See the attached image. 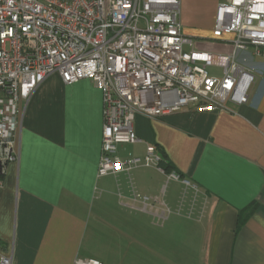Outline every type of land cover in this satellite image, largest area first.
Wrapping results in <instances>:
<instances>
[{"label": "crops", "instance_id": "obj_1", "mask_svg": "<svg viewBox=\"0 0 264 264\" xmlns=\"http://www.w3.org/2000/svg\"><path fill=\"white\" fill-rule=\"evenodd\" d=\"M225 1L182 0L195 50L232 54V35L213 38ZM232 109L137 115L141 142L118 156L153 146L166 163L99 177L102 94L89 80L48 77L20 103L19 161L0 185V264H264V75Z\"/></svg>", "mask_w": 264, "mask_h": 264}, {"label": "built area", "instance_id": "obj_2", "mask_svg": "<svg viewBox=\"0 0 264 264\" xmlns=\"http://www.w3.org/2000/svg\"><path fill=\"white\" fill-rule=\"evenodd\" d=\"M181 2L0 0V185L8 166L19 161L20 103L54 74L66 85L89 80L102 94L99 177L160 164L153 146L144 158L118 156L119 147L141 142L137 115L233 112L249 103L264 62L248 68L237 58L242 53L264 60V0H226L218 6L213 38L232 35L230 55L192 48L180 21ZM169 176L180 179L174 172ZM10 262L3 258L1 264Z\"/></svg>", "mask_w": 264, "mask_h": 264}, {"label": "rangeland", "instance_id": "obj_3", "mask_svg": "<svg viewBox=\"0 0 264 264\" xmlns=\"http://www.w3.org/2000/svg\"><path fill=\"white\" fill-rule=\"evenodd\" d=\"M198 42H199V41H195V43H196V44H195V48H198V47H209V45H210V44L203 43V42H202L201 45H198ZM210 70H211V72H213L214 74H218V73H219V70L216 69V68H211Z\"/></svg>", "mask_w": 264, "mask_h": 264}, {"label": "trees", "instance_id": "obj_4", "mask_svg": "<svg viewBox=\"0 0 264 264\" xmlns=\"http://www.w3.org/2000/svg\"><path fill=\"white\" fill-rule=\"evenodd\" d=\"M166 163V161H165V159H162L161 158V162H160V165H163V164H165ZM164 170L166 171V172H168L169 171V168H167V167H164ZM170 172V171H169ZM172 173V172H171ZM170 173V174H171Z\"/></svg>", "mask_w": 264, "mask_h": 264}, {"label": "snow or ice", "instance_id": "obj_5", "mask_svg": "<svg viewBox=\"0 0 264 264\" xmlns=\"http://www.w3.org/2000/svg\"><path fill=\"white\" fill-rule=\"evenodd\" d=\"M117 167H119V166L117 165Z\"/></svg>", "mask_w": 264, "mask_h": 264}]
</instances>
